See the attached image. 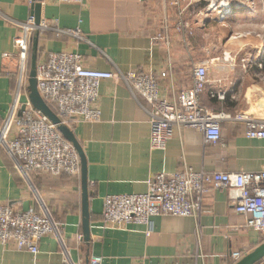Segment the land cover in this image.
Wrapping results in <instances>:
<instances>
[{
  "label": "crops",
  "instance_id": "crops-1",
  "mask_svg": "<svg viewBox=\"0 0 264 264\" xmlns=\"http://www.w3.org/2000/svg\"><path fill=\"white\" fill-rule=\"evenodd\" d=\"M174 1L43 0L40 20L49 27L73 30L86 40L47 29L38 34L37 56L77 52L91 69L114 74L143 70L157 79L166 99L190 87L197 62L212 60L206 90L222 89L225 99L211 98L205 91L200 104L231 116L221 122L219 141L205 143L202 132L181 127L165 148L152 149L145 100L135 98L118 77L103 80L100 120L80 122L72 130L87 166L88 240L82 226L81 174L32 171L27 180L0 149V204L38 211L40 200L61 224L68 253L66 257L60 241L49 234L40 238L37 254L0 243V264H90L92 256H100L102 264H235L264 242L260 231L244 227L245 216L235 211L224 189H210L202 196L197 217L153 216L149 235L142 224L103 222L105 196L145 193L159 173L169 175L185 166L205 172L264 171V139L246 137V121L234 118L242 113L264 119V20H253L257 16L248 20L250 9L243 7L223 20L202 18L198 13L203 4L177 6ZM31 5L32 0H0V131H6L8 139L15 134V119L28 100L30 56L27 79L18 93L15 38L22 30L6 18L26 21ZM234 252L241 258L234 261ZM255 264H264V258Z\"/></svg>",
  "mask_w": 264,
  "mask_h": 264
},
{
  "label": "built area",
  "instance_id": "built-area-1",
  "mask_svg": "<svg viewBox=\"0 0 264 264\" xmlns=\"http://www.w3.org/2000/svg\"><path fill=\"white\" fill-rule=\"evenodd\" d=\"M59 2L85 4L91 0H58ZM204 2L202 18L224 19L239 4L225 0H175V5L187 2ZM201 4V3H200ZM1 15V14H0ZM6 20L22 30L15 38L20 67L17 76V92L23 90L27 79V62L32 38L35 33L53 29L58 33L74 34L78 40L86 39L73 30L49 27L44 20L35 22L31 13L26 21ZM188 27V24H184ZM182 26V27H184ZM168 40V36L165 37ZM4 54L3 57H9ZM212 60H202L193 66L192 83L178 97L166 99L160 95L157 79L143 70H131L114 74L86 67L77 52H45L37 56L35 78L37 90L45 104L58 117L60 124L71 131L80 122H98L99 86L103 80L118 77L126 84L132 95L147 103L146 112L150 122V147L165 148L175 130L194 128L204 135V141L215 144L220 139L221 122L231 118L225 112L214 113L200 104L205 91L211 98L225 99L222 89L206 90L209 83L208 69ZM234 118L246 121L248 138L264 139V119H253L237 113ZM15 134L8 139L7 132L0 131V149L10 157L15 169L29 180L32 171L52 175L80 176L81 161L78 151L41 111L30 103L29 98L20 116L15 119ZM210 189L228 192L236 212L245 216L244 227L260 231L264 235V171L227 172L195 171L185 166L172 174L154 175L148 190L142 194H113L103 200V222L108 225L125 226L142 224L151 232V218L156 215L197 217L201 210L202 196ZM54 235L61 243L62 253L68 255L62 240L61 224L53 218L47 206L39 200V210H16L0 204V243L13 244L17 250L32 254L39 252L38 242L45 235ZM232 253L234 261L241 258ZM90 264H102L100 256H92Z\"/></svg>",
  "mask_w": 264,
  "mask_h": 264
},
{
  "label": "water",
  "instance_id": "water-1",
  "mask_svg": "<svg viewBox=\"0 0 264 264\" xmlns=\"http://www.w3.org/2000/svg\"><path fill=\"white\" fill-rule=\"evenodd\" d=\"M43 0H32V14L34 15L35 22L39 23L40 20V9L41 2ZM38 33H35L32 38L31 43V55H30V70L28 77V90H29V101L34 108L41 111L61 132V134L71 142L78 154L81 161V180H82V195H83V205H82V226L83 234L86 240L89 237V208H88V192H87V166L86 160L81 149V146L77 139L75 138L73 132L67 128L65 125L60 124L58 117L52 112V110L45 104V102L40 97L37 90V83L35 78V66L38 55ZM25 105L22 106L21 112L23 111ZM20 112V114H21ZM264 258V242L257 246L253 251L243 256L235 264H255L259 260Z\"/></svg>",
  "mask_w": 264,
  "mask_h": 264
},
{
  "label": "rangeland",
  "instance_id": "rangeland-1",
  "mask_svg": "<svg viewBox=\"0 0 264 264\" xmlns=\"http://www.w3.org/2000/svg\"><path fill=\"white\" fill-rule=\"evenodd\" d=\"M225 1H229L232 2L233 4H239L241 5L243 8H249L250 10H247V16L246 17L248 20L253 19L254 16H257V18H254L253 20H264V0H225ZM201 4L204 2L201 1ZM236 12L235 10L232 12V14ZM238 12V11H237ZM256 12V13H255ZM253 17V18H252ZM213 19H217L215 17H213ZM225 19V18H224ZM218 20V19H217ZM219 20H223V19H219ZM252 30V29H249ZM247 52V50L245 51ZM39 201V200H38ZM48 208V207H47ZM49 209V208H48ZM49 212L52 215L51 210L49 209ZM53 216V215H52Z\"/></svg>",
  "mask_w": 264,
  "mask_h": 264
}]
</instances>
